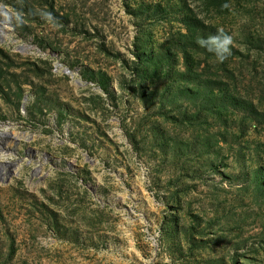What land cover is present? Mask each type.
Here are the masks:
<instances>
[{"label":"rangeland","instance_id":"1","mask_svg":"<svg viewBox=\"0 0 264 264\" xmlns=\"http://www.w3.org/2000/svg\"><path fill=\"white\" fill-rule=\"evenodd\" d=\"M2 132L0 264H264V0H0Z\"/></svg>","mask_w":264,"mask_h":264},{"label":"clouds","instance_id":"2","mask_svg":"<svg viewBox=\"0 0 264 264\" xmlns=\"http://www.w3.org/2000/svg\"><path fill=\"white\" fill-rule=\"evenodd\" d=\"M198 43L202 48L214 53L218 62L223 63L231 53L233 38L221 28L216 35L200 39Z\"/></svg>","mask_w":264,"mask_h":264},{"label":"bare ground","instance_id":"3","mask_svg":"<svg viewBox=\"0 0 264 264\" xmlns=\"http://www.w3.org/2000/svg\"><path fill=\"white\" fill-rule=\"evenodd\" d=\"M8 134L7 132H2L0 134V142H2V146H0V151H3L5 150L6 148V140L8 139ZM14 139H17V138H14ZM10 163H7L4 161V163L0 164V178H2L3 180H5L7 178V175H8V172H9V169H10Z\"/></svg>","mask_w":264,"mask_h":264}]
</instances>
